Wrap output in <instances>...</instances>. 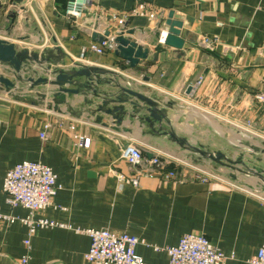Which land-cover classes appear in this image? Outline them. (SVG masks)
<instances>
[{"label":"crops","instance_id":"0c3cea01","mask_svg":"<svg viewBox=\"0 0 264 264\" xmlns=\"http://www.w3.org/2000/svg\"><path fill=\"white\" fill-rule=\"evenodd\" d=\"M69 1L3 0L0 38L49 58L34 61L26 76L54 78L53 69L84 66L105 71L94 88L73 92L50 82L32 86L0 62V75L16 82L9 87L0 80V213L16 217L0 218V264H19L26 252L29 226L20 219L30 211L9 204L2 188L7 170L23 160L51 166L61 186L53 204L33 218L69 225L36 229L33 264H90L91 237L77 227L138 236L143 242L136 251L145 264H169L168 253L155 246L176 245L188 232L208 236L227 255L226 264H251L264 244V179L194 147L264 166V104L255 98L264 90V0H88L78 18L66 13ZM170 12L184 22L182 47L161 39ZM106 30L109 36L125 30L152 52L132 66L115 46L91 49ZM204 34L219 36L220 43L200 45ZM120 85L157 99L165 114L152 115L144 100L127 92L128 101L107 102L121 93ZM77 133L91 136V144L80 146ZM128 145L148 159H166L177 177L166 179L148 161L130 165L122 156ZM201 167L221 174L203 180L207 175L195 172ZM120 172L140 173L139 184L121 181Z\"/></svg>","mask_w":264,"mask_h":264},{"label":"built area","instance_id":"2783aa9c","mask_svg":"<svg viewBox=\"0 0 264 264\" xmlns=\"http://www.w3.org/2000/svg\"><path fill=\"white\" fill-rule=\"evenodd\" d=\"M88 0H70L66 8V13L74 18L83 15L88 6ZM155 16V13H151ZM124 16L119 17V22H124ZM222 23V22H220ZM162 34L161 39H165ZM220 43L219 36L202 35L199 44L208 48H215ZM113 36H107L102 41H95L90 44V48L98 52H104L108 47H114ZM203 80L200 76L195 82L199 85ZM255 98L264 104V90L255 93ZM51 126L50 122L45 123L40 131L42 137L47 136V129ZM76 138L80 146H89L91 136L77 133ZM122 156L132 166L139 165L143 161H148L150 165L161 167L166 179L177 177L174 169H171L169 162L160 157L153 156L146 158L143 150L135 145H128L123 149ZM140 173L127 177L124 173H118L121 181L129 180L134 185L139 184ZM201 177L202 175L197 174ZM212 176V174H211ZM210 174L203 177L209 180ZM185 177H181L184 181ZM3 191L7 195V201L12 206L22 205L29 209L30 217L20 220L28 224L29 235L24 240L26 252L19 259V264H33L31 261V236L39 227H66L65 223L53 219L39 218L34 219L33 215L37 211L45 210L53 204L54 197L61 186L58 183V175L53 168L40 161L23 160L17 162L9 168L3 177ZM0 218L15 221L16 217L7 216L0 213ZM79 233H86L91 237L90 249L85 253V258L90 264H145L143 257L136 251V246L142 243L136 235L128 232H116L111 229H95L77 227ZM156 250H165L169 256V264H226L227 255L220 247L211 242L205 234L188 232L185 233L176 245L167 247L155 246ZM251 264H264V244L260 247L257 255L250 259Z\"/></svg>","mask_w":264,"mask_h":264},{"label":"water","instance_id":"95a60500","mask_svg":"<svg viewBox=\"0 0 264 264\" xmlns=\"http://www.w3.org/2000/svg\"><path fill=\"white\" fill-rule=\"evenodd\" d=\"M9 1V0H8ZM18 0H16L17 2ZM23 2L24 0H19ZM4 6L3 0H0V13ZM21 8H24V5L21 4ZM183 20L180 18L174 17V13L170 12L168 18L166 19L167 24V32L165 35L164 43L168 45H172L175 47H182L185 43V39L181 36ZM129 33H133L134 30H129ZM110 35V30H106L105 34L100 35L99 41H102L105 37ZM113 41L115 43V52L122 56L125 59L130 61L132 66H135L141 58H146L152 50L144 46L143 44L138 43L132 37L126 35L125 30H121L116 35H113ZM49 60L48 57H40V54L37 52H29L26 49H20L16 45L15 42L8 40L7 38H0V62L2 63H9L11 64L19 80L24 81L26 79L31 81V85L34 86L40 83H55L58 84L60 89L66 91H73L79 92L82 90L83 87L87 88H94L95 80L97 82H101L100 72H104L105 69L95 67V66H84L82 68L76 69H53V72H56V76L54 78L47 76V75H40L35 77L33 75L26 76L25 72L28 71L29 68L32 67V63L34 61L42 64L45 61ZM85 76L86 79L81 80L80 76ZM27 77V78H26ZM0 80L9 87H15L16 82L11 80L9 77L4 75H0ZM66 83L73 84L75 87H67L65 86ZM121 93L116 95L107 102H122L128 101L129 98L125 95L126 92L139 97L140 99L144 100L148 104V110L151 112L152 115L159 116V112L165 114L162 109H160V102L153 98L152 96L137 90L133 89L124 85H120ZM192 89V85L189 87V91ZM120 109V107L116 108H109L110 112L116 111ZM196 151L204 155L205 157L212 159L213 161L230 167H235V164L243 163L242 160H236L223 152L220 151H210L206 150L202 147H194ZM238 168V167H235ZM249 169V167H248ZM244 171V170H242ZM254 174L260 176L264 179L262 173L256 171L253 172Z\"/></svg>","mask_w":264,"mask_h":264},{"label":"rangeland","instance_id":"374dc122","mask_svg":"<svg viewBox=\"0 0 264 264\" xmlns=\"http://www.w3.org/2000/svg\"><path fill=\"white\" fill-rule=\"evenodd\" d=\"M238 159L239 160H242L243 162H246L247 163V160H245L244 157L237 158V160ZM242 164L243 163H238V164H235V165H236V167L241 168V169H245V170H248V167H250L252 169V172H256V171H258V172H264L263 171L264 166H262V165H260V166L259 165L258 166H254V165H250V164L247 163L248 164L247 165L248 167H247L246 165L243 166ZM197 168H200V167L197 166ZM204 168H207V169H204ZM238 168H236V169L238 170ZM195 172L197 174H199V175H208L209 173H211V174H221L218 171L216 172V171L210 169L209 167H203V168L201 167V169H196ZM247 174L251 175V173H247ZM252 176L255 177L256 175H252Z\"/></svg>","mask_w":264,"mask_h":264}]
</instances>
